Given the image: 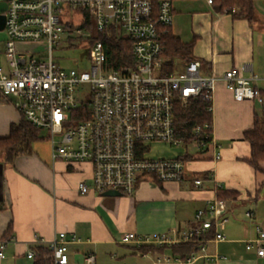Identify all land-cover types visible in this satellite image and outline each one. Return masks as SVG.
I'll return each instance as SVG.
<instances>
[{
    "label": "built area",
    "instance_id": "1",
    "mask_svg": "<svg viewBox=\"0 0 264 264\" xmlns=\"http://www.w3.org/2000/svg\"><path fill=\"white\" fill-rule=\"evenodd\" d=\"M6 6V68L0 67V101L10 102L24 119L40 132H46L51 145L52 162L88 165L90 184H77L81 195H102L116 191L131 197L138 181L144 177L160 183L181 182L187 175L188 161L182 159L203 150L218 147L212 138L211 121L196 125L192 141L184 144L176 132V109L185 108L196 99L211 102L217 82H222L235 101L263 104L259 89L235 71L220 79L200 73V64L170 60L164 55V36L173 23L172 0H0ZM208 4L212 0H207ZM78 16L88 23L95 35L88 34V69H68L54 60L53 46L64 33L73 29L70 18ZM84 26V24H83ZM87 29V27H86ZM68 36V34H67ZM92 39V43H90ZM127 40L132 65L123 53L113 56L110 40ZM18 44L34 49H18ZM211 112V106L208 108ZM56 137L58 139H56ZM184 147L176 158L151 156L152 146ZM213 158H221L219 150ZM201 187L200 179L194 180ZM228 203L210 201L196 211L194 226L156 236L141 237L135 233L122 235L124 245L163 247L179 243H196L198 251L185 263L201 256L204 244L224 241L223 229L228 221ZM252 218L251 211L245 213ZM171 234V236L169 235ZM78 239H67L59 232L50 241L35 237L34 246H44L53 255L54 264L68 263V247ZM7 241L0 239V261L5 259ZM264 227H255V237L245 249L264 256ZM32 259L33 251L26 252ZM216 256H207L216 264ZM87 254L85 264H94ZM181 263L174 258L157 259V263Z\"/></svg>",
    "mask_w": 264,
    "mask_h": 264
},
{
    "label": "crops",
    "instance_id": "2",
    "mask_svg": "<svg viewBox=\"0 0 264 264\" xmlns=\"http://www.w3.org/2000/svg\"><path fill=\"white\" fill-rule=\"evenodd\" d=\"M172 15L169 33L182 43H193L191 55L199 62L202 75L220 79L233 70L250 80L264 98L261 0L254 2L250 22L234 19L220 9L218 0L211 4L207 0H172ZM5 40L3 29L0 30L3 68H6ZM18 49L34 48L18 44ZM263 107L264 101L262 105L235 101L224 84L217 82L211 98V125L218 148L209 146L195 158L192 154L185 155L192 160L188 161L187 175L181 182L160 183L144 177L131 197L79 194L80 181L90 184V167L52 162L51 145L41 149L33 143L30 154L18 155L12 163L5 162L0 155V239L7 241L5 259L0 264H33L26 252L33 247L35 237L50 241L59 232H65L67 239L72 235L78 239L67 245V264H85L87 254L94 255V264H209L207 256L219 257L216 264H264V256H258L255 249H245L246 243L255 237V227H264V174L255 172L245 162L250 158V146L243 138L253 128L254 115H261ZM20 118L21 114L10 102L0 101V139L8 136L10 125ZM160 146L164 145L155 144L152 150ZM165 147L168 151L174 149ZM217 150L219 160L213 158ZM158 154L153 150L151 156L160 157ZM195 179L202 181L201 187L194 185ZM217 189L238 193L235 202H227L228 221L222 231L225 240L215 242L210 237L204 244V253L191 263H157V259L172 256L167 251L137 253L135 246L120 243L127 233L147 237L193 227L194 214L216 199ZM247 211L252 212V218L245 216Z\"/></svg>",
    "mask_w": 264,
    "mask_h": 264
},
{
    "label": "trees",
    "instance_id": "3",
    "mask_svg": "<svg viewBox=\"0 0 264 264\" xmlns=\"http://www.w3.org/2000/svg\"><path fill=\"white\" fill-rule=\"evenodd\" d=\"M255 1L257 0H218L221 10L231 14L234 19H244L248 22L253 19ZM261 1L264 5V0ZM235 6L238 8L237 11L235 10ZM87 26L90 27L88 23L85 27ZM164 42V55L170 60L167 66L169 72L172 71L173 61L177 60L188 63L193 60L191 55L193 48L192 42L182 43L177 38L172 37L169 32L164 36ZM90 43H92V39H90ZM109 44L112 45L114 57H118L121 53L128 56V62L122 61V63L114 64V68L120 65H132L130 47L127 40L111 39ZM210 106L211 102L209 100L196 99L190 101L185 108L176 109V132L184 144L194 139L191 131L196 125H203L211 121V112L207 111ZM39 134L40 131L32 127L21 115L18 123L10 125L8 136L0 139V155L3 156V160L7 163H12L18 155L30 154L32 144L41 140ZM243 138L250 146V158L245 160V162L251 166L255 172L264 174V169L262 168V164L264 163V107L261 115H254L253 128L246 131L243 134ZM182 159L184 161H189L192 160V157L183 156ZM216 198L218 200L233 203L238 198V193L217 189ZM10 231L11 226L9 225L7 233L5 234L7 238L10 236ZM31 250L34 253V257L32 258L33 264H54L53 255L46 247L34 246ZM134 250L142 254L153 251H167L172 258L185 262L193 253L198 251V245L196 243L186 242L163 247L140 246L135 247Z\"/></svg>",
    "mask_w": 264,
    "mask_h": 264
},
{
    "label": "rangeland",
    "instance_id": "4",
    "mask_svg": "<svg viewBox=\"0 0 264 264\" xmlns=\"http://www.w3.org/2000/svg\"><path fill=\"white\" fill-rule=\"evenodd\" d=\"M6 6L4 3L0 2V13H4ZM71 25H74L73 29L81 27V31L66 32L64 35H61L57 41V44L53 46L52 55L55 61H57L61 66L68 69H76L80 67L83 70L88 69V34L95 35V31L92 29H86V23L81 20L80 17L74 16L70 18ZM84 24V26H83ZM68 34V36H67ZM86 39V40H85ZM177 61V60H175ZM177 63V62H175ZM41 140L36 141L33 145L40 147L41 149H47L50 146V141L48 139V134L41 131L39 134ZM56 139H58L56 137ZM185 150L184 147H178V149H172L168 151L165 146L156 147L155 151H158V156L160 157H172L174 154H183ZM152 150V151H153ZM188 152H192V156L195 158L197 154H194V150L191 148L187 149Z\"/></svg>",
    "mask_w": 264,
    "mask_h": 264
},
{
    "label": "water",
    "instance_id": "5",
    "mask_svg": "<svg viewBox=\"0 0 264 264\" xmlns=\"http://www.w3.org/2000/svg\"><path fill=\"white\" fill-rule=\"evenodd\" d=\"M5 26V16L0 14V30H3ZM102 197H120L121 194L116 191H107L101 195Z\"/></svg>",
    "mask_w": 264,
    "mask_h": 264
}]
</instances>
